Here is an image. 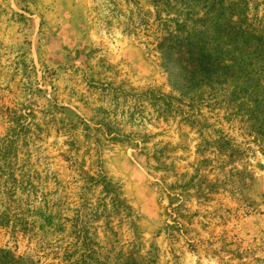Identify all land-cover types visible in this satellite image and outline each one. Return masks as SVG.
Instances as JSON below:
<instances>
[{"label": "rangeland", "instance_id": "obj_1", "mask_svg": "<svg viewBox=\"0 0 264 264\" xmlns=\"http://www.w3.org/2000/svg\"><path fill=\"white\" fill-rule=\"evenodd\" d=\"M205 1L0 0V264H264L236 82L188 84L160 48Z\"/></svg>", "mask_w": 264, "mask_h": 264}, {"label": "trees", "instance_id": "obj_2", "mask_svg": "<svg viewBox=\"0 0 264 264\" xmlns=\"http://www.w3.org/2000/svg\"><path fill=\"white\" fill-rule=\"evenodd\" d=\"M202 0H182L186 9ZM200 19L186 14V19L176 21L169 36L160 43L163 59L167 60L172 50H177L180 77L188 84L196 81L203 84L220 85L229 79L235 81L232 98L236 110L234 117H240L247 124V134L264 155V21H253L245 15H238V4L216 0L207 5ZM239 16V15H238ZM238 152H234L236 157ZM9 264H25L23 258L6 253ZM3 260V259H2ZM30 264H35L29 261Z\"/></svg>", "mask_w": 264, "mask_h": 264}]
</instances>
